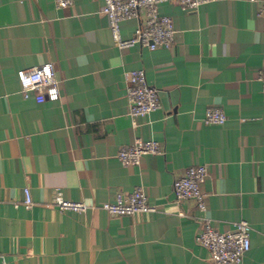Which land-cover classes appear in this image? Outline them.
<instances>
[{"label":"crops","instance_id":"crops-1","mask_svg":"<svg viewBox=\"0 0 264 264\" xmlns=\"http://www.w3.org/2000/svg\"><path fill=\"white\" fill-rule=\"evenodd\" d=\"M264 0L160 6L177 32L169 49L117 46L104 0H0V264H213L195 240L202 212L177 200L174 179L206 164V215L230 231L247 220L251 247L239 264H264ZM138 19L122 24L125 38ZM53 62L60 97H24L16 72ZM144 68L161 106L134 118L129 70ZM221 107L224 124L204 122ZM137 138L163 154L124 165ZM32 203L25 202L24 187ZM141 186L154 212L112 215L100 207ZM60 188L85 212L51 205Z\"/></svg>","mask_w":264,"mask_h":264},{"label":"built area","instance_id":"built-area-1","mask_svg":"<svg viewBox=\"0 0 264 264\" xmlns=\"http://www.w3.org/2000/svg\"><path fill=\"white\" fill-rule=\"evenodd\" d=\"M175 1L183 8L194 9L214 0H104L101 12L107 17L109 29L114 43L120 48L134 45L147 47L150 50L169 49L176 39V26L173 18L160 10V6ZM257 1V0H251ZM57 6L67 7L73 0H55ZM260 14L264 15V1ZM131 19H138L139 24L133 34L125 38L122 35V24ZM20 91L24 97L34 96L37 102L57 100L60 97L59 80L56 77L53 62H44L16 72ZM260 80L264 89V66L260 70ZM126 93L129 101V112L134 117H142L160 108L159 90L147 82L144 68L129 70L127 73ZM227 120L225 111L219 106H208L205 110L204 122L208 124H224ZM163 145L158 139L144 140L137 138L131 145L121 148L116 156L124 165H139L146 154H163ZM206 164L188 166L173 182V190L177 200L191 199L202 212L201 228L195 240L206 247L209 260L213 264H239L244 254L251 247V224L247 220L234 222L230 231H221L213 226L212 219L206 215L208 209L207 193L203 184L208 176ZM25 202L32 203L31 189L24 187ZM51 205L60 210L85 212L88 205L83 201L66 199L60 188L57 189ZM112 215H135L154 212L156 204L152 203L141 186L130 192L118 190L111 201L100 205Z\"/></svg>","mask_w":264,"mask_h":264}]
</instances>
